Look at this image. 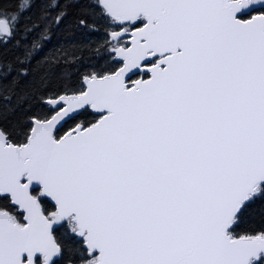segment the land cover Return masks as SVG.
<instances>
[{
  "label": "snow or ice",
  "instance_id": "1",
  "mask_svg": "<svg viewBox=\"0 0 264 264\" xmlns=\"http://www.w3.org/2000/svg\"><path fill=\"white\" fill-rule=\"evenodd\" d=\"M0 264H264V0H0Z\"/></svg>",
  "mask_w": 264,
  "mask_h": 264
}]
</instances>
